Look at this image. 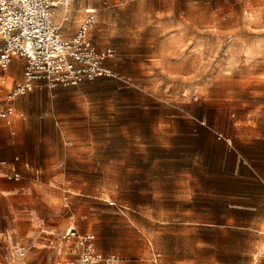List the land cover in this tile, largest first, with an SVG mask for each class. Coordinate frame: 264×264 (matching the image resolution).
<instances>
[{
  "label": "rangeland",
  "instance_id": "rangeland-1",
  "mask_svg": "<svg viewBox=\"0 0 264 264\" xmlns=\"http://www.w3.org/2000/svg\"><path fill=\"white\" fill-rule=\"evenodd\" d=\"M87 7L121 79L38 88L15 101L12 129L0 122V156L22 176L0 178V264L70 263L72 226L119 264H176L182 236L227 246L209 193L250 154L244 140L264 137V0L73 4ZM22 71L13 62L0 105Z\"/></svg>",
  "mask_w": 264,
  "mask_h": 264
},
{
  "label": "built area",
  "instance_id": "built-area-1",
  "mask_svg": "<svg viewBox=\"0 0 264 264\" xmlns=\"http://www.w3.org/2000/svg\"><path fill=\"white\" fill-rule=\"evenodd\" d=\"M74 2L0 0V89L6 87L7 73L15 59L23 61L21 79L12 83L0 106V121L11 125L19 115L15 101L38 88L75 87L100 78L121 79L108 65L115 57L114 49H100L93 41L95 9H85L73 35H66L64 27L73 21ZM0 178L18 182L22 176L15 166L0 159ZM62 239L74 253L71 264H119L129 260L102 253L94 233H81L75 227L69 228ZM25 253V248H17L14 255L21 258ZM261 255L264 257V250Z\"/></svg>",
  "mask_w": 264,
  "mask_h": 264
},
{
  "label": "crops",
  "instance_id": "crops-1",
  "mask_svg": "<svg viewBox=\"0 0 264 264\" xmlns=\"http://www.w3.org/2000/svg\"><path fill=\"white\" fill-rule=\"evenodd\" d=\"M76 13L74 11L73 21L64 27L67 36L73 35L84 17V13L81 16ZM57 20L59 21L60 18L58 17ZM15 61L23 62L19 58ZM7 75L9 82L10 79L12 80V76L9 75V72ZM5 88L0 89V93ZM4 99L1 105L4 104ZM12 126V124L9 125L11 129ZM244 141L248 145L246 151L250 154L242 155L236 152L232 169L229 171L228 186L213 188L211 194L209 193L214 201L216 199L226 208L227 212L222 216L224 221L219 223V226L229 227L232 229V233L215 238L227 240L228 245L221 246L214 244L215 242L209 244L196 235L182 236L183 239H190L192 245L187 246V250L184 251L186 256L176 259V264H264V257L261 255L264 249V137ZM0 159L4 158L0 156ZM4 160L15 166L20 172L19 158ZM72 227H68L66 231ZM73 254L71 248L70 255L73 256L74 261ZM155 257L153 263L158 264V260L161 262L160 254ZM135 260L143 261L139 258H135ZM73 261L67 264H71ZM56 264L65 263L57 261ZM166 264H168L167 260Z\"/></svg>",
  "mask_w": 264,
  "mask_h": 264
}]
</instances>
